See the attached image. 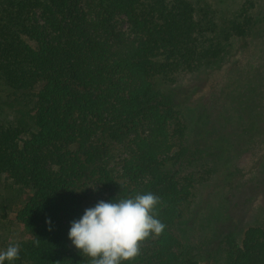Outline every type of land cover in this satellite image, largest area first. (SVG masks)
<instances>
[{
  "label": "trees",
  "instance_id": "obj_1",
  "mask_svg": "<svg viewBox=\"0 0 264 264\" xmlns=\"http://www.w3.org/2000/svg\"><path fill=\"white\" fill-rule=\"evenodd\" d=\"M223 3L213 14L190 0H0V84L24 102L18 119L0 122V180L29 196L16 212L24 237L13 264H92L68 241L70 221L99 200L146 192L159 198L155 215L165 227L124 264H264L263 223L229 239L213 263L180 235L195 179L179 170L193 159L164 86L208 71L237 42L264 67V0ZM121 15L128 34L116 26ZM241 75L229 76L233 91L207 116L211 134L233 147L221 163L231 181V159L264 145V72ZM53 140L68 157L43 176L37 149Z\"/></svg>",
  "mask_w": 264,
  "mask_h": 264
},
{
  "label": "rangeland",
  "instance_id": "obj_2",
  "mask_svg": "<svg viewBox=\"0 0 264 264\" xmlns=\"http://www.w3.org/2000/svg\"><path fill=\"white\" fill-rule=\"evenodd\" d=\"M190 1L197 10L203 12L206 9L212 13L224 4L223 0ZM88 15L90 18L89 10ZM115 23L118 29L128 34L124 16L116 17ZM239 45L237 42L229 57H224L208 71L184 73L174 84L164 86L166 92L172 90L171 95L187 124L189 154L193 159L189 164L183 163L179 170L182 174L192 173L195 179L193 194L180 224V235L187 246L200 252L205 256L204 262L209 263L220 260L229 239L240 241L247 226L264 224V145L231 159L230 164L237 166L233 180L240 184V188L232 189L229 182L233 180L222 174L221 163L231 156L233 147L222 142L223 134H211L215 122L211 127L207 120V116L210 119L224 107L225 96L229 98L233 91L229 76L233 80L237 72L242 71V81L246 75L264 72V67L259 68L263 57L252 47L241 49ZM23 104L18 93L0 84V122L18 119L24 110ZM37 154L43 176L57 174V162H64L68 157L56 140L37 149ZM28 197L11 181L0 180V249H6L24 237L22 226L15 220L17 210ZM58 227L54 228L61 245L64 238Z\"/></svg>",
  "mask_w": 264,
  "mask_h": 264
},
{
  "label": "clouds",
  "instance_id": "obj_3",
  "mask_svg": "<svg viewBox=\"0 0 264 264\" xmlns=\"http://www.w3.org/2000/svg\"><path fill=\"white\" fill-rule=\"evenodd\" d=\"M158 203L151 192L99 200L70 221L68 239L92 264H124L139 254L141 241L163 231L165 225L155 215ZM19 253L15 242L0 249V264H13Z\"/></svg>",
  "mask_w": 264,
  "mask_h": 264
}]
</instances>
